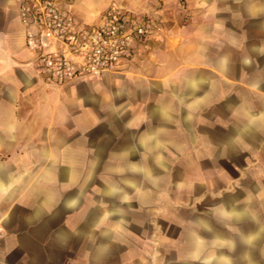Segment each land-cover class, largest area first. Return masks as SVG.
<instances>
[{
  "label": "crops",
  "instance_id": "0c3cea01",
  "mask_svg": "<svg viewBox=\"0 0 264 264\" xmlns=\"http://www.w3.org/2000/svg\"><path fill=\"white\" fill-rule=\"evenodd\" d=\"M19 3L0 0V264H264V0H75L86 24L118 5L164 30L64 85ZM171 182L190 199L156 224Z\"/></svg>",
  "mask_w": 264,
  "mask_h": 264
},
{
  "label": "built area",
  "instance_id": "2783aa9c",
  "mask_svg": "<svg viewBox=\"0 0 264 264\" xmlns=\"http://www.w3.org/2000/svg\"><path fill=\"white\" fill-rule=\"evenodd\" d=\"M75 0H20L26 46L36 52L39 75L64 85L112 71L135 39L163 32L152 16H138L111 5L98 23L86 24L71 11Z\"/></svg>",
  "mask_w": 264,
  "mask_h": 264
},
{
  "label": "rangeland",
  "instance_id": "374dc122",
  "mask_svg": "<svg viewBox=\"0 0 264 264\" xmlns=\"http://www.w3.org/2000/svg\"><path fill=\"white\" fill-rule=\"evenodd\" d=\"M193 186H195V190H193L192 195L193 197H196L201 192V183H193ZM166 189L168 190L170 197L168 201L163 200L162 203H160V213H156L153 217V220L156 224H160V222H165L168 220V216L170 217V214L167 213V206L175 207L179 209L180 206L185 204V201H188L190 198H187V194L181 190L176 188V185L174 183H168ZM194 200V199H193ZM159 233H162L161 231H158Z\"/></svg>",
  "mask_w": 264,
  "mask_h": 264
}]
</instances>
